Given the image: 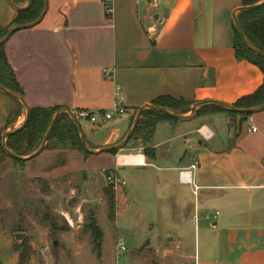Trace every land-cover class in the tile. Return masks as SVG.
I'll use <instances>...</instances> for the list:
<instances>
[{"label": "crops", "instance_id": "crops-1", "mask_svg": "<svg viewBox=\"0 0 264 264\" xmlns=\"http://www.w3.org/2000/svg\"><path fill=\"white\" fill-rule=\"evenodd\" d=\"M45 1L41 22L4 44L6 59L29 109L110 112L119 88L123 116L85 128L79 122L93 149L119 141L136 110L159 97L182 100L189 110L203 101L232 106L263 84L256 66L235 57L231 13L242 0H111L109 16L102 0ZM16 14L0 0V29L15 27ZM251 117L255 133L247 118L225 112L161 121L147 144L154 158L144 156L143 147L101 154L125 182L121 215L142 219L149 199H138L139 192L128 189L132 183L141 193L153 183L155 206L167 209V220L145 225L154 237L133 251L147 245L156 264H201L196 243L193 256L192 244L180 256L166 243L169 235L190 238L216 211L208 224L216 236L213 264H264V111ZM23 118L15 101L0 93V137ZM181 171H189V185L179 182ZM132 252L131 259L147 264Z\"/></svg>", "mask_w": 264, "mask_h": 264}, {"label": "rangeland", "instance_id": "rangeland-1", "mask_svg": "<svg viewBox=\"0 0 264 264\" xmlns=\"http://www.w3.org/2000/svg\"><path fill=\"white\" fill-rule=\"evenodd\" d=\"M19 2L20 7H24L28 0ZM21 110L24 117L23 108ZM206 112L210 111L199 112L196 117ZM141 119L143 122L147 120ZM81 124L85 128L89 122L83 121ZM147 133V128L142 126L135 138L131 139L120 153L143 147V155L147 150L154 156L152 151L147 149L150 141L144 144ZM125 134L114 144L119 143ZM111 167L105 155L89 156L87 159L72 150L47 149L36 158L23 163L21 170L20 166L2 154L0 149V264H19V256H23V264H145L131 259L130 252L135 245L154 237L155 229L145 225L152 223V220H167V209L155 206L157 200L154 199L157 195L153 183L146 184L144 193L134 189L132 183L128 189L138 191V199L143 196L149 199L144 204L142 219L131 212L121 215L125 186L116 191L109 188L103 172L109 170L116 173ZM21 171L25 176L22 181L23 196L19 199L17 180ZM116 175L121 179L117 173ZM106 187L114 194V220L108 218L107 200L103 194ZM120 197L124 199L120 201ZM215 212L207 215L208 221L201 223L198 232L190 238L185 240L186 235H169L166 247L176 248L180 256H183L185 251L189 254L185 248H188L187 244H192L190 252L193 256L196 253L193 252L196 250L193 247L196 243L199 262L213 264L211 256L215 252L216 236L208 228V224L212 222ZM90 217L103 235L99 250L93 248L90 235L85 231ZM160 227L157 230L159 233L163 230V227ZM15 235L23 236L17 241ZM119 243L125 247V253L116 258V245ZM131 256L134 259L145 257L147 264H156L155 253L148 249L147 245L135 249ZM182 259L187 258L185 256ZM177 261L181 259L178 258Z\"/></svg>", "mask_w": 264, "mask_h": 264}, {"label": "trees", "instance_id": "trees-1", "mask_svg": "<svg viewBox=\"0 0 264 264\" xmlns=\"http://www.w3.org/2000/svg\"><path fill=\"white\" fill-rule=\"evenodd\" d=\"M258 1L260 0H242V7L253 5ZM11 2L17 6H20L19 0H11ZM43 7L44 0H33L26 11L18 12L16 14V18L13 20L11 26L25 25L33 22L40 15L43 10ZM237 21L247 41L254 48L264 53V6L252 12L238 13ZM231 30L233 33V49L235 52V57L238 60L247 61L248 63L256 66L263 75V84L260 86V88H258L252 95L242 97L232 106L236 109H249L262 105L264 104V60L255 56L244 47L240 40V37L235 32L232 25ZM7 31L8 29H0V39L6 34ZM4 44L0 45V85L8 91L23 97L22 91L17 82L15 81L14 73L7 62L6 55L4 52ZM15 103L17 110H21L22 106L17 101H15ZM151 105L172 110L173 112L180 115H184L189 112V106L185 104L182 100H175L170 97H159L155 99L151 103ZM57 110L59 109L31 108L29 112L28 122L25 128L6 140L7 150L18 157H28L32 153H34L43 139V136L53 114ZM206 110L210 112H225L231 116H238L241 119V122H243L246 118L250 116L229 113L219 107L201 108L196 112V116H198L199 112ZM17 114L18 112H16V116ZM141 118H147L146 122L141 121ZM166 120L171 119L163 115L153 113L151 111L143 112L131 139L135 138L138 131L142 129V126H145L148 130V133L147 137L144 140V144L148 143L155 132L157 124L161 121ZM45 149H68L76 151L84 155L85 157L90 156L82 149L74 124L65 114L61 115L57 119L49 135V138L45 145ZM1 152L6 157H8L5 153H3L2 149ZM117 153L118 151H113L109 154L114 156ZM144 155L149 159L153 158L152 154H150V152L147 150L144 151ZM12 161L17 163L22 170L24 162H19L15 160ZM109 188H104L103 194L107 200L108 218L110 220H114V194ZM88 220V225L85 227V231L90 235L93 248L95 250H99L101 247L103 235L100 229L96 226L93 218L90 217ZM50 227L51 229H53L52 223H50ZM23 261V256H19V264H23Z\"/></svg>", "mask_w": 264, "mask_h": 264}, {"label": "water", "instance_id": "water-1", "mask_svg": "<svg viewBox=\"0 0 264 264\" xmlns=\"http://www.w3.org/2000/svg\"><path fill=\"white\" fill-rule=\"evenodd\" d=\"M5 1L7 2V4L10 7H12L18 13V12L26 11L29 8V6L33 0H28L27 4L24 7H20V6L13 4L11 2V0H5ZM263 6H264V0H260L253 5L246 6V7H240L238 9L234 10L231 13V25H232L233 29L235 30V32L240 37V40H241L242 44L244 45V47L248 51H250L252 54H254L255 56L264 60V53L260 52L256 48H254L247 41V39L245 38V36L241 30V27L237 21V14L238 13L252 12V11H255V10L262 8ZM46 11H47V4H46V1L44 0L43 10L40 13V15L37 17V19H35L31 23L10 28L6 32V34L0 39V45L6 43L7 40L14 33L21 31V30H27V29H30V28L37 26L41 22L43 17L45 16ZM0 93L9 97L10 99H12L14 101H17L22 106V108L24 110V121H23V123L18 128L14 129L10 132L3 133L1 135V137H0L1 149H2L3 153H5L10 159L15 160V161H19V162H24V163L31 160V159L36 158L40 153H42L44 151L45 145H46L47 140L49 138V135H50L57 119L63 114L67 115L69 117V119L72 121V123L74 124V127L77 131L82 149L88 155L96 156V155H101V154H109L113 151L123 150L127 146L128 142L131 140V138L134 134V131L138 125V122L140 120V117H141L142 113L145 111H151L153 113L163 115V116H165V117H167L173 121H179V122H189V121L193 120L196 116V112L199 109L204 108V107H219V108H221V109H223L229 113L250 115V116L264 111V104L253 107V108H249V109H236L233 106L226 105V104H223L221 102L203 101V102H199V103L194 104L190 108L189 113L187 115H180V114H177V113L173 112L172 110H169L166 108L155 107L152 105H144V106H142L136 110V112L133 116V119L131 121V124H130L124 138L119 143L109 145V146H106V147H103L100 149H93V148H91V146L88 144L87 140L85 139V136H84V133L81 129V126H80L79 122L77 121V119L74 117V115L71 114L70 111H68L67 109H59L53 114V116H52V118L48 124V127L45 131L43 139H42L39 147L37 148V150L28 157H18V156L12 154L10 151L7 150L6 140L9 137L15 135L16 133L22 131L25 128V126L27 125V122H28L30 109L27 106V104L25 103L22 96L8 91L7 89L3 88L1 85H0ZM263 166H264V162H263ZM24 176H25V173L23 171L19 172L18 180H17L19 199H21L23 196V182L22 181H23ZM22 236L23 235H15V239L17 241H19L22 238ZM98 255H99V253H98Z\"/></svg>", "mask_w": 264, "mask_h": 264}, {"label": "built area", "instance_id": "built-area-1", "mask_svg": "<svg viewBox=\"0 0 264 264\" xmlns=\"http://www.w3.org/2000/svg\"><path fill=\"white\" fill-rule=\"evenodd\" d=\"M110 1L111 0H102L103 6H104V12L105 15L109 16L111 13V7H110ZM160 0H153L154 3L159 2ZM105 77L109 78V74L105 73ZM126 113V110L122 107V98L120 96V90L118 87L115 88L114 97H113V107L112 111L110 112H99L95 114H88L86 112H79L74 115V117L77 119L78 122H89L90 124H96L100 120L103 122H109L113 120L114 117H121ZM247 123L249 124V132L255 133L256 129L252 125V117L249 116L247 118ZM207 135H204L203 138H206ZM195 166H192L191 169H194ZM104 178L108 185L112 188V190L116 191L117 189H120V187L125 186V182L118 178L115 172L111 171H104ZM179 182L183 185H189L190 179H189V171H181L179 173ZM198 189H194L193 195L197 196ZM215 219V216L213 217ZM69 225L70 222L66 219ZM125 252V247L122 243H119L116 245V258H118L121 254Z\"/></svg>", "mask_w": 264, "mask_h": 264}]
</instances>
